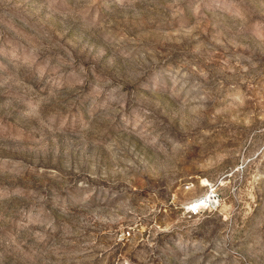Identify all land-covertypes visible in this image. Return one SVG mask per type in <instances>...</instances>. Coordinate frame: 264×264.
<instances>
[{"label":"rangeland","instance_id":"obj_1","mask_svg":"<svg viewBox=\"0 0 264 264\" xmlns=\"http://www.w3.org/2000/svg\"><path fill=\"white\" fill-rule=\"evenodd\" d=\"M0 264H264V0H0Z\"/></svg>","mask_w":264,"mask_h":264},{"label":"bare ground","instance_id":"obj_2","mask_svg":"<svg viewBox=\"0 0 264 264\" xmlns=\"http://www.w3.org/2000/svg\"><path fill=\"white\" fill-rule=\"evenodd\" d=\"M212 201V196L210 194L206 195V197L198 199L195 201V204L199 207L206 205L208 202Z\"/></svg>","mask_w":264,"mask_h":264},{"label":"built area","instance_id":"obj_3","mask_svg":"<svg viewBox=\"0 0 264 264\" xmlns=\"http://www.w3.org/2000/svg\"><path fill=\"white\" fill-rule=\"evenodd\" d=\"M199 206H197L196 204H195V202H193V203H191L190 205H189V210H191V211H193V212H197L198 210H199ZM127 234L129 235L130 233L129 232H127Z\"/></svg>","mask_w":264,"mask_h":264}]
</instances>
